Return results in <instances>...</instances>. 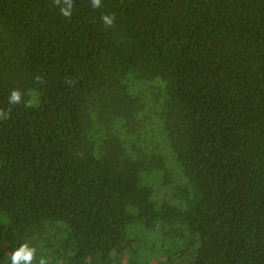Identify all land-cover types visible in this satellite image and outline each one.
Listing matches in <instances>:
<instances>
[{"label":"trees","instance_id":"16d2710c","mask_svg":"<svg viewBox=\"0 0 264 264\" xmlns=\"http://www.w3.org/2000/svg\"><path fill=\"white\" fill-rule=\"evenodd\" d=\"M0 109V264H264V0H0Z\"/></svg>","mask_w":264,"mask_h":264},{"label":"clouds","instance_id":"9594fccd","mask_svg":"<svg viewBox=\"0 0 264 264\" xmlns=\"http://www.w3.org/2000/svg\"><path fill=\"white\" fill-rule=\"evenodd\" d=\"M53 4L59 9L60 15L66 18H70L74 6V0H52ZM90 5L94 9L101 7V0H90ZM101 20L106 27H112L114 24V15L104 14L101 16ZM23 94L19 89H12L8 97L9 105H19L24 103L26 107H32L33 101H23ZM8 112L4 109H0V119H7ZM11 264H33L36 259V249L30 246L27 242L20 244L18 247L10 252ZM37 264H47V260L41 257Z\"/></svg>","mask_w":264,"mask_h":264},{"label":"rangeland","instance_id":"374dc122","mask_svg":"<svg viewBox=\"0 0 264 264\" xmlns=\"http://www.w3.org/2000/svg\"><path fill=\"white\" fill-rule=\"evenodd\" d=\"M147 236L149 238L148 244L146 245L147 248L152 249V246H156V244L158 246V250L160 248L159 251L156 250L157 254L155 252L151 251V250H147L146 257H147L149 263H151V264H165L164 263L165 257H168V256L172 255L170 253V250H172L171 246L169 244L170 241L169 240L165 241L164 244H163L164 246H163L162 244L156 242L155 235L150 234V235H147ZM166 246L169 248V249H166V251H165V249L163 250L161 248V247H165L166 248ZM175 246H178V244L176 243Z\"/></svg>","mask_w":264,"mask_h":264}]
</instances>
